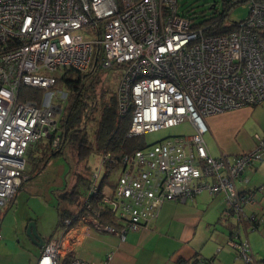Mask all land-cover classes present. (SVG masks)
Returning <instances> with one entry per match:
<instances>
[{"label": "built area", "instance_id": "1", "mask_svg": "<svg viewBox=\"0 0 264 264\" xmlns=\"http://www.w3.org/2000/svg\"><path fill=\"white\" fill-rule=\"evenodd\" d=\"M247 3L237 28L205 35L178 10L177 0H0V207L25 178L29 148L52 135L57 145L67 93L55 88V71H87L96 53L99 66L122 67L116 98L118 111L130 114L128 136L185 118L195 131L124 155L112 187L100 188L94 171L81 205L93 225L116 231L99 221L106 209L121 221L120 233L134 230L154 218L164 201L185 202L207 190L223 195L224 217L256 226L259 219L242 211L254 194L239 192L235 180L264 157V136L232 157L210 155L202 137L205 116L264 101V0ZM23 89H39L42 97H28ZM236 233L229 243L243 264H264L246 240H235ZM64 251L62 237L47 239L36 264H60ZM69 264L92 263L73 257Z\"/></svg>", "mask_w": 264, "mask_h": 264}, {"label": "crops", "instance_id": "2", "mask_svg": "<svg viewBox=\"0 0 264 264\" xmlns=\"http://www.w3.org/2000/svg\"><path fill=\"white\" fill-rule=\"evenodd\" d=\"M204 123L207 129L202 137L210 155L232 157L250 151L256 145V136H264V101L209 114L204 117ZM119 167L121 171V165ZM101 176L99 174L98 185ZM91 177L92 173L89 185ZM112 186L103 183L100 188ZM235 186L239 192L250 190L254 194L252 202L242 205V211L247 217L255 215L259 219L256 226L248 221H242L238 226L234 216L224 217L223 195L201 190L185 202L164 201L154 218L123 233L119 232L121 221L116 220V216L112 218L106 209L99 215V221L112 225L116 231L93 225L81 209L88 188L77 199L66 194L72 186L63 188L61 191L65 190V193L56 205L54 231L45 235L36 221L28 220L24 229L29 222H34L42 243L33 242L27 235L28 238H24L27 244L18 240L16 250L0 254V260L5 257L7 264H36L43 242L62 237L65 251L61 263L64 258L69 261L77 257L92 264H232V255L239 256L229 241L237 232L239 238L235 240H246L256 260L264 262V157L245 168L235 180ZM93 206L98 208V196ZM58 208L74 217L73 220L67 217L71 220L69 225L58 224ZM0 235V250L4 251L8 243L2 244L1 227ZM240 263L243 264L242 259Z\"/></svg>", "mask_w": 264, "mask_h": 264}, {"label": "rangeland", "instance_id": "3", "mask_svg": "<svg viewBox=\"0 0 264 264\" xmlns=\"http://www.w3.org/2000/svg\"><path fill=\"white\" fill-rule=\"evenodd\" d=\"M213 1H215V10L220 11L221 0H177V6L179 11L188 15H198L197 19L193 20L197 21L200 16L199 14H201L200 11L204 10L207 15L211 13V9L208 7ZM247 14L248 3L237 4L230 9L228 20L230 22L240 20L246 17ZM121 73L122 67L118 65L110 67L98 66L92 71L90 77L87 79V83L89 85L90 81H92L94 90L109 95L111 92H116ZM63 74L64 68H58L55 71V76L58 78ZM55 88L59 92L67 93L61 83H58ZM24 92L25 90L23 89ZM235 109L231 108L227 110ZM194 131L192 122L188 118H185L175 125L144 133L143 139L147 145H151L164 138L191 135ZM49 152V138L43 137L34 143L31 152L26 154L25 178L21 186L16 191L13 201L8 205L0 207V227L2 228L4 237L2 244L8 243L4 247V251L0 250V254L16 250L15 246H17L18 240L21 243L26 242L27 244V241H24V238H28L24 226L28 220L36 221L35 224L37 223L39 230L45 235L54 231L56 205L61 200L63 193H65V190H61L63 188L69 189L75 183L77 174L88 175L89 178L93 171L104 174L105 166L100 169V156L97 153L90 154L86 161L78 160L75 150L68 145L63 147L60 153L49 156L44 166L40 165L41 169H37V165H39L38 160L45 153ZM119 174V166L109 171L106 184L114 185ZM233 258L232 264H241L239 257L232 255ZM0 264H7L5 257H3L2 261L0 260Z\"/></svg>", "mask_w": 264, "mask_h": 264}, {"label": "trees", "instance_id": "4", "mask_svg": "<svg viewBox=\"0 0 264 264\" xmlns=\"http://www.w3.org/2000/svg\"><path fill=\"white\" fill-rule=\"evenodd\" d=\"M247 1L221 0L220 11L215 10V1H213L208 7L211 9V13L207 15L204 10L200 11L201 14H199L197 21L193 20L197 19L198 15L194 14V16H191L182 11L180 12L188 16L192 21V26L201 28L205 35L227 33L237 28L247 17L230 22L228 20L230 9ZM261 33L264 34V31ZM98 66L99 56L95 53L87 71L65 67L64 74L60 78L57 77L56 85L61 83L67 91L64 106L62 105V112L58 120V142L56 146L52 145L54 136L52 135L49 139L50 152L45 153L38 160L37 169H41L39 166H44L49 156L60 153L66 145L75 150L78 160L86 161L90 154L97 153L102 158V167L105 166L104 174L100 178V187L103 183H106L108 172L120 165L121 158L124 155L147 144L143 139V134L136 136L127 135L130 125V114H121L118 111L116 92L105 95L94 90L92 81L88 85L87 79ZM25 91H29L28 97L36 99L42 97V91L39 89H26ZM89 180L88 175L77 174L75 183L66 193L67 196H82L84 190L89 186ZM13 198L14 196L8 204L11 203ZM57 211V222L59 225H63L64 219L70 217V213L62 208H58ZM70 218L74 219V217ZM69 261L64 258L60 264H69Z\"/></svg>", "mask_w": 264, "mask_h": 264}, {"label": "water", "instance_id": "5", "mask_svg": "<svg viewBox=\"0 0 264 264\" xmlns=\"http://www.w3.org/2000/svg\"><path fill=\"white\" fill-rule=\"evenodd\" d=\"M26 233L33 242L42 243L40 235L37 233L34 222H29L26 227Z\"/></svg>", "mask_w": 264, "mask_h": 264}]
</instances>
